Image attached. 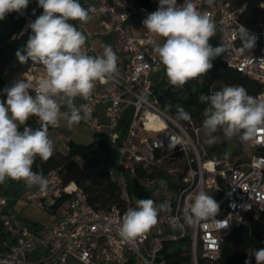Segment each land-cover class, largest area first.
I'll use <instances>...</instances> for the list:
<instances>
[{
	"label": "built area",
	"instance_id": "1",
	"mask_svg": "<svg viewBox=\"0 0 264 264\" xmlns=\"http://www.w3.org/2000/svg\"><path fill=\"white\" fill-rule=\"evenodd\" d=\"M183 2L177 0L178 4ZM193 2L215 22V35L209 42L226 48L219 56L220 62L264 87V31L253 32L240 22L244 7L237 9L229 2L214 1L211 5L207 0ZM90 6L95 9L90 15L98 21V33H86L83 50L90 56H101L103 54L90 44L92 37L116 34L124 57L117 73L106 82L97 81L87 100L77 99L81 105H89L91 119L82 122L94 131L104 128L98 108L105 107L109 141L120 155L119 175L109 174L119 186L123 208L113 205L97 209L89 205L86 195L73 183L64 186L54 170L45 174L49 185L44 192L38 186L29 188L24 181H18L28 188L30 199L36 200L40 208L68 198L59 205L52 223L39 231L20 225L5 210L0 212V225L8 233L7 245L0 243V264H166L162 256L163 243L175 242L187 235L184 209L200 191L213 197L219 205V213L215 218L191 224L192 264H197L198 258L206 264H223L221 246L225 236L264 216V128L244 142V154L239 152L231 157L228 150L223 156L213 152V144L207 143L205 136L201 137V128L193 123L184 125L163 112L155 97L163 84L159 82L163 64L154 47L162 40L150 34L142 21L156 11L159 4L145 6L139 0H91ZM259 8L264 11V3ZM21 16L28 23L34 21L24 14ZM77 22L84 32L88 22ZM240 25L257 37L251 50H242ZM32 68L24 78L35 86L42 77L33 76ZM210 80L207 73L188 82L195 86ZM256 98L264 100V89ZM127 108L131 109V115L124 136H120L116 129ZM149 116L162 122L160 130L147 126ZM149 132L154 136L142 137ZM175 141H179V145L173 148ZM138 169L146 174L167 172L175 176V202L159 212L157 224L149 231L134 239H124L118 233L116 221L132 204L123 174L133 176ZM141 184L148 190L158 185L157 178L144 179ZM71 185L73 189L68 190ZM1 191L2 184L0 208H5L10 198ZM177 220L182 228L173 227Z\"/></svg>",
	"mask_w": 264,
	"mask_h": 264
},
{
	"label": "clouds",
	"instance_id": "2",
	"mask_svg": "<svg viewBox=\"0 0 264 264\" xmlns=\"http://www.w3.org/2000/svg\"><path fill=\"white\" fill-rule=\"evenodd\" d=\"M214 0H207L209 5ZM29 0H0V20L7 14L22 13ZM43 9L28 27L32 34L26 45L15 53L21 64L29 60L33 65L43 66L44 75L33 83L19 78L4 89L6 101H0V184L6 179L24 181L29 187L38 186L41 192L48 189L49 181L41 171H34L37 157L47 161L53 155L54 143L48 134L49 126L59 127L61 118L70 128L81 121L91 119L89 105L77 106V97L87 100L96 82H106L117 73V56L111 45H105L103 55L90 56L83 50L86 36L70 21L87 23L95 9L85 8L79 0H38ZM35 14V13H33ZM150 34L160 37L162 43L154 47L165 74L172 86L183 87L188 81L203 77L213 67V61L226 52L223 45L212 46L216 25L207 12L197 9L193 0H159L156 11L142 21ZM239 37L243 48L252 49L257 37L240 25ZM31 90V91H30ZM31 93V94H30ZM34 93V94H33ZM200 102L207 103L203 111V130L207 143L214 144V135L222 130L225 138L238 136L241 142L253 139L264 128V100L247 93L240 85H226L211 95H201ZM66 106L67 111L61 112ZM36 116L39 128L26 125ZM177 118L190 121L191 114L177 106ZM23 126V130H21ZM179 145L175 141L173 148ZM161 186L166 182L160 180ZM169 207L167 202L159 205L152 199H140L136 207H129L116 221L119 235L134 239L149 231L158 222V214ZM219 205L204 191L196 193L184 209L185 223L215 218ZM173 227L182 228L177 220ZM251 264H264V248L248 249Z\"/></svg>",
	"mask_w": 264,
	"mask_h": 264
},
{
	"label": "trees",
	"instance_id": "3",
	"mask_svg": "<svg viewBox=\"0 0 264 264\" xmlns=\"http://www.w3.org/2000/svg\"><path fill=\"white\" fill-rule=\"evenodd\" d=\"M215 2H229L234 8H243L239 16L240 22L253 32L260 33L264 31V11L259 6L264 0H214ZM31 7L40 15L43 9L38 6V0H29ZM139 3L145 6L159 4V0H139ZM35 21V20H34ZM29 23L23 17L11 19L9 27L2 34L0 39V101H6L5 88L10 87L14 81L23 77L31 67H43L42 65H33L29 60L26 64H21L15 56V53L22 49L32 34L28 27ZM212 46H219L214 43ZM211 78L220 85H240L243 86L247 93L253 97L264 89L262 85L249 80L244 75L234 70L226 68L217 57L213 62ZM218 91L217 88H211L207 84L192 86L187 82L183 87L169 86L165 87L161 93L155 92L160 109L177 119L184 125L193 123L196 127L201 128V135L204 133L203 111L208 107L207 103H202L199 97L211 95ZM182 106L191 114L190 121H184L177 118V106ZM26 125L36 129L41 126V121L36 120L34 116L30 117ZM128 124L126 125V127ZM54 127L49 126V129ZM23 130V126H21ZM103 141H95L88 145H79L72 141L67 142V152L55 153L47 161H42L37 157L33 166L34 171H41L47 174L49 171H56L62 179L63 185L70 183L75 184L85 195L87 203L97 209H104L109 206L123 208L120 200V189L116 181L112 180L109 172L99 173L89 184L85 183L84 173L78 163V160H84L90 155L95 154L101 147ZM238 148L242 147L239 137L236 138ZM213 152L223 156L227 150L225 142H216L213 144ZM239 152L236 149L230 151V156H235ZM119 171L120 168L118 167ZM161 176V173L146 174L139 169L133 176L127 175L125 180L127 184V194L131 201L140 199H150V193L142 186L141 181L144 179L154 180ZM157 186V185H154ZM159 187V186H157ZM73 185L68 190H72ZM162 189V187H160ZM68 198L67 196L54 205L48 207V213L55 215L59 205ZM157 205L164 203L154 200ZM175 202V186L172 187L171 205ZM187 228V235L175 242H164L162 256L166 259V264H192L191 258V236L190 225L184 222ZM38 224L33 222L29 228L37 229ZM8 243V233L0 225V243ZM264 248V216L260 220L252 222L248 227H240L231 231L224 238L221 246V262L223 264H245L249 259L248 249ZM197 264H206L202 258H198ZM251 264H256L255 258H251Z\"/></svg>",
	"mask_w": 264,
	"mask_h": 264
},
{
	"label": "rangeland",
	"instance_id": "4",
	"mask_svg": "<svg viewBox=\"0 0 264 264\" xmlns=\"http://www.w3.org/2000/svg\"><path fill=\"white\" fill-rule=\"evenodd\" d=\"M96 20V18L94 19ZM96 29V26H93ZM90 28H86L89 31ZM95 31V30H94ZM94 33V32H93ZM98 33V30L95 31V34ZM86 35V34H85ZM116 44L118 48H121L120 42H118V36L112 35L110 37L105 36H96L95 40L92 41V45L95 48L101 47L103 44ZM208 76H211V72H208ZM159 82H161V86L157 89L158 93H161L165 87L172 86L169 84L166 74L163 72L162 76L160 77ZM205 84L209 85L211 88H217L218 91L222 90V88L226 85H220L213 80L208 82L205 81ZM74 103L77 106H80V100L75 99ZM67 111L66 106L61 107V112ZM36 119L39 120L38 117L34 116ZM48 134L50 139L54 143L53 154L59 152L65 154L67 151V142L73 141L79 145H88L95 141L102 140L103 143L98 151L90 155L84 160H78V163L84 173L85 183L89 184L92 180L101 172H110L114 177L119 175L118 169V162L120 159V155L115 145L111 144L108 137L105 136V133H95L94 130L89 129L85 124L78 123L74 124L72 127L67 126V121L63 118L60 120V126L54 127L52 129H48ZM214 135L217 137V142H225L228 151L234 150L237 148L238 152L243 153L244 150V142H242V147L238 148L236 143L237 136L232 137L231 139L225 138L223 131L218 130ZM154 136V133H144L142 135L143 138H150ZM205 134L202 133L201 137H204ZM205 143V142H203ZM152 174V173H147ZM124 178L128 174L124 173ZM160 180L166 182V186H161L159 183ZM157 186H153L152 188L148 189L147 191L150 193L152 200H158L160 202H167L168 205L170 204V199L172 197V187L177 184V180L175 176L168 174L167 172H162L161 176H157ZM23 188V185H18ZM162 187V189H160ZM12 189V188H11ZM24 189V188H23ZM12 197V190H10L8 194V198ZM30 191L27 189L23 191L21 196H16L15 199H10L8 204L5 208H0V212L4 210L6 213L11 214L13 218H15L18 223L25 227H30V225L35 222L38 224L37 229L42 230L43 227L52 223V221L57 217L56 214L52 215L48 213V207L40 208L38 206V202L35 200H30ZM137 201L134 199L132 200V207H136ZM191 226V224H189ZM34 230V229H33ZM36 230V231H39ZM3 245H7V242H3ZM134 264H139L135 262Z\"/></svg>",
	"mask_w": 264,
	"mask_h": 264
},
{
	"label": "crops",
	"instance_id": "5",
	"mask_svg": "<svg viewBox=\"0 0 264 264\" xmlns=\"http://www.w3.org/2000/svg\"><path fill=\"white\" fill-rule=\"evenodd\" d=\"M79 2L81 3V5L85 8H88L90 6V2L91 0H79ZM35 13V14H33ZM21 14H24L26 15L28 18L32 19V20H35L40 14L35 11L30 3L27 7V9H25L22 13H16V12H12V13H9L7 14V16L5 17L4 20H0V39L2 38V34L7 30V28L9 27V22L11 19H14V18H18V17H22ZM95 18H92L87 24H85V30L84 32H82L84 35L86 33H90V34H95V31L98 30V21L97 19L94 20ZM71 23L74 24V26H76V28L80 31L79 29V23L77 21H70ZM88 27H92V29L90 28L91 31H89L88 29L86 30V28ZM93 26H96V29H93L95 27ZM95 30V31H94ZM94 32V33H93ZM112 35H116V34H112ZM112 35H109V36H105V37H110ZM86 36V35H85ZM96 37V36H95ZM95 37H92L91 39V42L90 44L92 45V41L95 40ZM119 42V40H118ZM120 44V43H119ZM105 45H111L112 49L115 50V53H116V56H117V68L119 69L122 65V60H123V57H124V54L122 52V45H121V48H118V46L114 43V44H103L101 47L99 48H95L93 45V49L98 52V53H101L103 54V51H104V46ZM165 73V67L164 65L162 66V73ZM31 74L35 77H42L44 75V70L42 67H34L32 68L31 70ZM80 105H81V101H80ZM98 112H99V119L100 121L102 122L104 128L101 130V131H95V133H105V136L108 137L109 139V130L107 128V119H106V116H105V107L104 106H100L98 108ZM130 115H131V109L130 108H127L123 115H122V118H121V123L119 124L118 128L116 129V132L120 135V136H124L125 134V131H126V125L128 124L129 122V119H130ZM38 120V119H36ZM39 121V120H38ZM80 123H83L82 121ZM84 124V123H83ZM71 141V140H70ZM99 141H102V140H99ZM73 142V141H72ZM67 147V145H66ZM67 151V150H66ZM18 185H23L21 183H19L18 181H15V180H11V179H6L5 182L2 184V191L1 193L5 196V197H8V194L10 192V190H12V197H10V199L12 200L13 198L15 199V197L17 196H21L23 191H26L28 188L25 187L23 185V188H21V186H18ZM12 188V189H11ZM30 199V198H29ZM32 200V199H30ZM36 201V200H35Z\"/></svg>",
	"mask_w": 264,
	"mask_h": 264
},
{
	"label": "bare ground",
	"instance_id": "6",
	"mask_svg": "<svg viewBox=\"0 0 264 264\" xmlns=\"http://www.w3.org/2000/svg\"><path fill=\"white\" fill-rule=\"evenodd\" d=\"M150 121L147 123V126L149 128H153L155 130H160V128L163 126L162 122L158 119H154L153 117L149 116Z\"/></svg>",
	"mask_w": 264,
	"mask_h": 264
}]
</instances>
